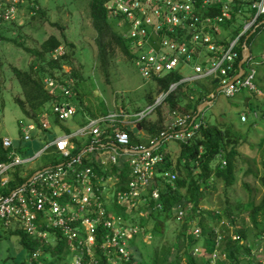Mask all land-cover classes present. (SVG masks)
I'll return each mask as SVG.
<instances>
[{"label": "built area", "instance_id": "built-area-1", "mask_svg": "<svg viewBox=\"0 0 264 264\" xmlns=\"http://www.w3.org/2000/svg\"><path fill=\"white\" fill-rule=\"evenodd\" d=\"M13 1L14 4L11 0H0V26L16 18L20 0L17 4ZM209 3L221 4L219 15L204 14ZM105 8L110 22L127 44L130 62L146 82L155 84L171 74H177L179 80L157 93L152 104L133 112L113 106L106 114L93 117L71 101L53 103L49 111L40 112L37 121L29 120L20 128L24 144L31 140L32 132L60 128V124L77 115L83 122L73 132H62L51 139L31 157H23L25 154L17 151L12 138L0 135L1 145L7 152V161L0 162V189H7L0 193V220L4 226L19 224L26 234L44 242L51 236L48 229L59 232L72 252L88 258L83 264H96V253L106 257L127 256L129 240L144 230L107 210L104 195L110 187H116L119 181L116 173L124 170L123 166L128 170L123 188L113 191L117 192L116 206L139 210L141 217L150 211H161L159 183L173 181L175 172L158 169L171 160V156L166 159L167 154L160 146L171 142L185 144L205 127L206 121L199 112L170 111L165 103L167 96L179 85L206 78H217L218 90L225 97H233L244 88L255 90L253 68L244 71L240 78L231 77L230 72L237 58L235 49L240 36L252 30L258 17L264 15V0L252 2L254 16L244 22L241 33L226 46L215 43L218 25L230 17L224 0H108ZM63 53V47L59 46L52 52V58L57 59ZM184 67L190 68L193 74L182 77ZM43 84L50 96L61 94L67 99L72 96L69 89L52 77H45ZM159 107L165 113L163 129L146 146L142 140L148 137L137 125ZM240 120L245 122L246 115L241 114ZM134 130L136 143L131 142L129 135ZM197 152L201 155L202 147ZM42 156H51L55 162L34 171L23 184L8 188L10 170L25 167ZM216 158L221 168L226 165L222 152ZM94 164L101 169L100 174L96 173ZM113 167L115 173L111 172ZM187 211L179 210L177 215L185 217ZM190 230L192 236H199L198 227ZM144 234L143 240L144 236L148 237ZM200 251L195 249L196 253ZM218 258L219 253L214 251L212 264ZM82 261L83 258L77 259L74 264Z\"/></svg>", "mask_w": 264, "mask_h": 264}, {"label": "trees", "instance_id": "trees-1", "mask_svg": "<svg viewBox=\"0 0 264 264\" xmlns=\"http://www.w3.org/2000/svg\"><path fill=\"white\" fill-rule=\"evenodd\" d=\"M107 1L89 0V17L91 26L95 31L96 58L99 69L105 76H108L107 70L115 57H125L130 60L126 42L109 20L105 8ZM225 1L230 3L231 9L229 12L230 17L222 24L230 30L228 42L239 34L243 26V23L235 25V22L239 19L248 21L254 16L251 4L255 0ZM221 8V4L209 3L204 14L214 17L220 14ZM261 21H264V15L258 17L252 28L253 32L248 38L247 35L251 30L240 36L235 49L237 58L230 72L231 77L236 76L239 72L238 62L241 59L243 43H246V46L250 48L253 36L258 29L264 27V22L260 23ZM258 23L260 24L254 28ZM62 44V41L57 37L49 36L42 42L39 50H27L37 58V64L31 65L27 70L23 71L14 67L11 69L22 88V96L15 98L14 101L28 120L37 121L40 112L43 109L49 111L50 106L55 102H72L73 80L76 74L73 70L68 71L69 73L64 71L65 66L70 65L68 56L64 50V53L57 59L52 58V52L62 46ZM218 45L226 46V42L220 41ZM249 61L250 58L245 64H248ZM249 68L252 67L248 66L245 71ZM47 76L56 79L61 85L69 89L72 93L71 98H64L61 94L57 97L50 96L43 84V79ZM177 80H179L177 74L166 76L153 84L155 91L159 93L167 90L169 84ZM191 84L190 88H184L185 84L179 85L174 92L167 96L165 103H167L170 111H176L180 114L186 112L196 113L197 107L201 103L213 101L221 94L217 92L218 81L213 78L202 79ZM248 91L250 93L260 92L256 87L255 90ZM253 98H255L254 95ZM193 99L195 100L191 101ZM153 100V94L149 92L146 101L148 104H152ZM183 103H185V107L181 109ZM262 106L261 102H257L249 106V110L254 113L256 111L259 112L260 118H264V108ZM89 116H93V114L89 113ZM152 116L154 117L152 118ZM246 117L247 120L245 122H242L239 117L240 123H247L248 115ZM254 117H256V114H254ZM164 119L165 113L159 107L153 115L137 125V128L143 130L148 137L142 140L143 144L146 146L151 144L153 138L163 129ZM134 132L135 130L129 132L132 143L138 142L134 139ZM242 140L243 138H239L238 134L227 127L225 122L220 125H212L206 122L205 127L200 129L192 140L185 144L178 143L180 149L175 163L173 164L171 157L170 161L158 168L159 170L163 168L175 172L173 181H161L159 183L161 187L160 202L163 206L161 211H150L148 215L141 217L139 210L129 211L116 206L114 202L117 192L113 193L111 207L107 206V210L111 209L112 214L121 216L132 224L131 226L138 225L143 228L145 230L144 233L150 237L151 242L148 244L143 240V235L145 234L141 231L136 237L129 240L127 256L114 255L106 257L102 253H96L94 256L96 264H212L211 255L214 251H217L220 255L215 264H264V190L261 201L257 205L249 206V218L252 229L248 231L247 226L237 228V215H234L228 208L221 211L201 208L202 205L207 203L211 195L210 192L215 190L217 183L222 184L224 187H231L235 183L236 161L239 154L238 147ZM25 146L18 142L17 151L22 154L26 150V148L23 150ZM199 147L203 149L201 155L197 152ZM162 151L167 154L166 159H169L171 155L165 150ZM220 152H222V157L226 160V165L222 168L216 158ZM5 161H7V152L1 145L0 136V162ZM216 162L218 163L216 164ZM94 167L96 168V170L94 169L96 173L100 174L101 169L96 164H94ZM123 168L124 170L119 173L122 176V184L119 189H122L125 181L128 180V170L124 166ZM194 169H198L199 173L194 174ZM115 170L116 168L113 167L111 172L115 173ZM23 171L22 166L14 168L8 188L23 184L34 172L29 171L26 174H22ZM261 182L264 189V176ZM2 191L6 192L7 189ZM191 209L199 210V212L190 213L188 214L189 217L186 215L187 213L185 214L186 216L184 215L185 217L177 215L179 210H183L185 213V211H190ZM173 218L179 222V230L171 242H165L163 239L165 236L164 222ZM0 221L3 224V221ZM191 221H193L194 227L199 228L200 234L198 237L191 235L190 229L193 227H190ZM150 226L152 227V229L150 228L151 233L146 229ZM4 227L10 229L9 235L16 236L21 249L28 253L27 261H20L19 264H74V261L82 258L81 264H83L88 259L86 256L72 252L66 239L57 231L53 232L48 229L51 236H49L47 242H44L35 236L26 234L19 224H9ZM198 248L201 249L200 253L195 252V249ZM253 248H263L262 252L257 250L256 259L252 256L254 255L252 253ZM37 252L39 254L33 256Z\"/></svg>", "mask_w": 264, "mask_h": 264}, {"label": "rangeland", "instance_id": "rangeland-1", "mask_svg": "<svg viewBox=\"0 0 264 264\" xmlns=\"http://www.w3.org/2000/svg\"><path fill=\"white\" fill-rule=\"evenodd\" d=\"M11 1L14 4V1ZM18 1L15 0V4ZM15 17L13 22L0 26V135H7L16 140V143L21 139L20 128L28 124L29 120L14 101L22 96V88L11 69L14 67L23 71L37 64V58L27 50H39L42 42L49 36H55L63 43L62 47L70 63L65 66L64 71L73 70L76 74L73 80L72 102L75 106L85 107L83 110L87 116L89 113L93 116L96 113L104 114L111 110L112 106H124L122 108L133 112L147 106L146 97L149 92H152L153 99L156 98L153 83L146 82L125 57H115L112 60L107 70L108 76L99 69L94 43L95 31L89 17V0H20ZM217 35L222 39L229 37L230 30L219 24ZM250 49L251 59L243 67L246 69L251 66L255 70L252 83L264 94V27L258 29L253 36ZM182 74L184 77L193 73L190 68L184 67ZM191 85L187 83L184 88H190ZM257 102H261L264 108V95L250 93L244 88L231 98L219 94L212 101V105L201 108L203 111L200 114L201 118L212 125L225 122L239 138H243L238 147L235 183L231 187L217 183L215 190L210 192L207 203L201 208L215 211L228 208L237 215V228L247 226V231L252 229L249 206L257 205L261 201L264 190L261 182L264 176V118H260L259 112L249 110V106ZM184 105L185 103L181 109H184ZM241 113L248 115L247 123H240ZM77 118L80 117L76 116ZM65 124L69 130H73V120H67ZM62 132L59 127L46 132H32L31 140L25 146L29 151L23 157L33 156L35 151L60 136ZM38 136L44 137L41 145L37 141ZM160 149L171 155L174 164L179 155L178 143H167L160 146ZM49 164L51 163L47 159H37L26 167L30 171H36ZM193 173L198 174L199 170L194 169ZM194 212L195 210L191 209L186 215ZM164 223L163 239L165 242H171L179 230V222L173 218ZM191 226H194V223ZM150 228L152 229L151 226L146 228L148 232L151 231ZM9 231L10 229L5 228L0 221V264H19L20 261H27L28 253L21 249L18 238L9 235ZM144 240L148 244L151 242L150 237L144 236ZM257 250L262 252L263 248H253L252 256L255 259Z\"/></svg>", "mask_w": 264, "mask_h": 264}, {"label": "crops", "instance_id": "crops-1", "mask_svg": "<svg viewBox=\"0 0 264 264\" xmlns=\"http://www.w3.org/2000/svg\"><path fill=\"white\" fill-rule=\"evenodd\" d=\"M225 1V0H224ZM227 2V1H226ZM228 3V6H229V9H230V3L229 2H227ZM230 11H231V9H230ZM239 22V23H238ZM264 21H261L260 23H263ZM240 23H244V21H242L241 19H239L237 22H235V25H239ZM242 29V28H241ZM241 29H240V32H239V34L241 33ZM253 32V30H251L250 31V33L247 35V38H248V36L251 34ZM238 34V35H239ZM230 36V35H229ZM228 38L229 37H225V38H219L218 37V35H216L215 36V43L218 45L219 43H220V41H223V42H226V44L228 43L227 42V40H228ZM244 45H246V43H243V45H242V51H243V47H244ZM218 46H220V45H218ZM249 51H250V55H249V58L251 59V49L249 48ZM241 55H242V52H241ZM247 62V61H246ZM251 67V66H250ZM244 71H245V69H244ZM264 78V77H263ZM215 80H217L218 81V79L216 78ZM261 77L259 78V81L261 82ZM264 80V79H263ZM154 88H155V86H154ZM241 91V90H240ZM217 92H219V90L217 89ZM239 93V92H238ZM157 94V92L155 91V95ZM261 94L262 95H264L262 92H261ZM206 102V101H205ZM212 102V101H211ZM73 103V102H72ZM204 103V102H203ZM203 103H201V104H203ZM200 104V105H201ZM147 105H148V103H147ZM211 105H212V103H211ZM210 106V105H209ZM122 107H124V106H122ZM199 107V106H198ZM197 107V108H198ZM113 109V106H112V108H111V110ZM204 109V108H203ZM44 110V109H43ZM110 111V110H109ZM201 112L203 111L202 109L200 110ZM108 112V111H107ZM107 112H105L104 114H106ZM200 112V113H201ZM104 114H98V113H96L95 114V117L97 116H102V115H104ZM241 115V114H240ZM77 116H79V115H77ZM80 118L78 119H76V116L73 118V131L76 129V127L77 126H79V125H81L82 124V122H83V118L81 117V116H79ZM84 117V116H83ZM94 117V116H93ZM60 130L61 131H63L64 133H69V132H67V131H69V128L65 125V124H60ZM72 131V130H71ZM72 131V132H73ZM1 136H4V135H1ZM37 141L38 142H40L39 144L41 145V142L43 143L44 142V137H42V138H40V136H38V138H37ZM18 142L19 143H22L21 142V139L20 140H18L17 141V143H16V140H14V144H15V148H17V145H18ZM49 142V141H48ZM26 145V144H25ZM24 148L25 147H23V150H24ZM40 149V148H39ZM38 149V150H39ZM25 151V152H24ZM23 152H22V155H26V153L29 151V148L28 149H26V150H24ZM18 152H20V151H18ZM51 156H48V157H46V156H42V157H40V158H37V159H47V160H49L50 161V163L52 164L53 162H55V160L53 159V158H50ZM36 159V160H37ZM51 164H49V165H51ZM48 165V166H49ZM27 166V165H26ZM23 167V173L22 174H26L27 172H29L30 170H29V168L28 167ZM46 167V166H45ZM37 170H39V169H37ZM14 171V169H12V170H10V175H12V172ZM117 176V178L119 179V181H118V183L116 184V187H110V189L109 190H107V193L104 195V199H105V202H106V204L109 206V208L111 207V204H112V197H113V191H115V190H117L119 187H120V185L122 184L121 182H122V176H121V174H118V175H116ZM12 180V179H11ZM126 182V181H125ZM4 189H6V188H3V189H1V190H4ZM1 190H0V193H2L1 192ZM103 199V198H102ZM109 211L111 212V209H109ZM112 213V212H111Z\"/></svg>", "mask_w": 264, "mask_h": 264}, {"label": "water", "instance_id": "water-1", "mask_svg": "<svg viewBox=\"0 0 264 264\" xmlns=\"http://www.w3.org/2000/svg\"><path fill=\"white\" fill-rule=\"evenodd\" d=\"M249 55H250V51H249V48L244 45L243 47V51H242V55H241V59L239 60L238 62V69H239V72L238 74L236 75V78H240L243 74H244V68H243V65L246 63V61L249 59ZM211 101H206L204 102L203 104L199 105V107L197 108V112H201V108L205 105H211Z\"/></svg>", "mask_w": 264, "mask_h": 264}]
</instances>
